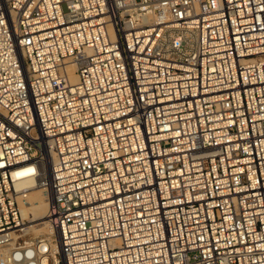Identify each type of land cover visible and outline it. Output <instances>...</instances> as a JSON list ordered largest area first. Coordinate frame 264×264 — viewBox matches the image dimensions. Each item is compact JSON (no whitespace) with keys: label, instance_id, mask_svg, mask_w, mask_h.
<instances>
[{"label":"built area","instance_id":"built-area-1","mask_svg":"<svg viewBox=\"0 0 264 264\" xmlns=\"http://www.w3.org/2000/svg\"><path fill=\"white\" fill-rule=\"evenodd\" d=\"M0 264H264V0H0Z\"/></svg>","mask_w":264,"mask_h":264},{"label":"bare ground","instance_id":"bare-ground-1","mask_svg":"<svg viewBox=\"0 0 264 264\" xmlns=\"http://www.w3.org/2000/svg\"><path fill=\"white\" fill-rule=\"evenodd\" d=\"M70 75L72 82H77L74 66H71L70 68ZM19 187L26 190L25 199H22L23 201L21 203L22 217L25 220H30V222L45 220L49 201L45 190L40 188L39 181L34 178L23 180L20 182ZM27 230L32 238L50 232L45 221L40 222V224L35 226H28Z\"/></svg>","mask_w":264,"mask_h":264},{"label":"rangeland","instance_id":"rangeland-1","mask_svg":"<svg viewBox=\"0 0 264 264\" xmlns=\"http://www.w3.org/2000/svg\"><path fill=\"white\" fill-rule=\"evenodd\" d=\"M45 221V220H43ZM43 221H38V222H30V220H28V226H35L37 224H40V222H43ZM32 237V236H31Z\"/></svg>","mask_w":264,"mask_h":264}]
</instances>
